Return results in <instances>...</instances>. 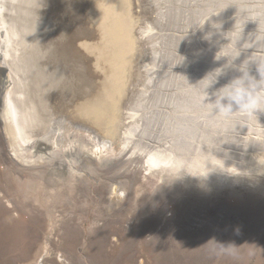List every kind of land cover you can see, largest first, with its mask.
<instances>
[{"label":"rangeland","instance_id":"obj_1","mask_svg":"<svg viewBox=\"0 0 264 264\" xmlns=\"http://www.w3.org/2000/svg\"><path fill=\"white\" fill-rule=\"evenodd\" d=\"M39 23L49 46L70 43L88 97L54 149L38 111L24 127L4 114L0 60V264H264V110L206 104L244 62L264 73V0H39Z\"/></svg>","mask_w":264,"mask_h":264},{"label":"bare ground","instance_id":"obj_2","mask_svg":"<svg viewBox=\"0 0 264 264\" xmlns=\"http://www.w3.org/2000/svg\"><path fill=\"white\" fill-rule=\"evenodd\" d=\"M186 6H187V4H186ZM41 10H43V9H41ZM44 16H46V15L44 14ZM44 18H46V17H44ZM159 18H161V17H159ZM43 28H45V27H43L39 23V0H0V60L2 62V66H3L4 71L9 72L8 82L10 83V85H11V83L13 84V86L11 85V89H9L5 93V97H4V111H5V113L4 114L8 117V120H10L12 122L13 126H15L16 122H18L24 127L27 125L30 126V124H31L32 117H33V115H32L33 113L31 114V111H34V110L38 111L39 112V126H40V124H44V126H49V125L51 126V127L49 126L50 129H49V127L46 128V129H48V132L45 134L42 141L46 142L47 144H49L51 142L52 148L55 149V148H58V145L61 144V142L65 139L64 137H66L65 122H68L71 124L74 120V117L73 116L71 117L69 112H68L69 107L72 106V109H74V112H75V109H76L75 107L77 104H79L80 102L87 103L86 100H87L88 95H86V94H83L82 96L80 95V93H82L80 91H81V89L82 90L84 89L83 87L85 86V84L83 82L80 83V82L75 81L76 78L74 76V74H75L74 71H76V69H75V65H74V58H73L74 55H73V52H71L70 54L68 53V49L70 47V43L68 44V40L66 39L67 42H66L65 46L60 45V44L53 46L54 43L52 44V46H49L47 44V39L50 38V34L49 33L47 34V32H46V34L44 35L43 34ZM161 29H162V27H161ZM49 32H50V30H49ZM158 39H156L157 42L159 41ZM165 48H168V47H165ZM157 51H158V49H157ZM166 55H168V54H166ZM174 55H176V54H174ZM171 57H173V56H171ZM179 58L181 59V57H179ZM170 67H172V66H170ZM130 68H131V66H130ZM167 68H169V67H167ZM180 69H182V68H180ZM168 70L169 69H167V71ZM176 70H177V68H176ZM176 70L173 69V71H176ZM183 70H184V68H183ZM12 77H16L20 81L18 86H15L16 85L15 82H11ZM128 81H130V80H128ZM124 87H125V85H124ZM21 89L23 90L21 95L20 96H14L15 91H16V93L19 92V90L21 92ZM174 89H175V87H174ZM77 91L79 94L77 93ZM161 91H163V90H161ZM3 93H2V95H3ZM144 93H146V92H144ZM37 95L39 97V106H38V104H36V105L34 104L35 102H37V100L35 98ZM52 95H54L55 98H53ZM40 100L45 101L43 103H45L46 105H41ZM78 100L80 101L79 103H78ZM121 100H123V98ZM143 104H145V103H143ZM79 110H81V109H79ZM20 111L22 114V118L20 116ZM28 111H30V112H28ZM42 111L48 112L49 114L47 115L45 113H42ZM23 113H24V115H23ZM25 113H27V114H25ZM118 113H116V114H118ZM61 114L63 115L62 118H61ZM34 116H35V114H34ZM41 116H45L46 119H45V117L41 118ZM118 116H119V114H118ZM28 117H29V120H28ZM55 118H57V119L61 118L64 121L58 120L56 123H53L51 125V122H52L51 120H53V119L56 120ZM5 120H7V119H5ZM44 120H45V122L43 123L42 121H44ZM4 125L6 127L8 126L7 124H4ZM10 126H12V125H10ZM7 129H8L7 132H9L10 134L15 133L13 131L11 132V130H13L11 127H7ZM11 137H13V136H11ZM14 139L16 141V138H14ZM97 147H98L97 150L99 151V150L103 149L105 146L99 142ZM33 149H32V151H33ZM19 150H21V149H19ZM15 151H16V149H15ZM32 151H30V152H32ZM18 152H15V153H17V155H18ZM24 153H23V155H24ZM26 153H28V152H26ZM52 153H54V151H52ZM48 154H49V152H48ZM37 155H39V154H37ZM50 155H51V153H50ZM85 156H87V155H85ZM161 156H163V155H161ZM45 157H47V156H45ZM21 159L23 160V156ZM24 161H26V160H24ZM42 161H44L42 158L39 159V163H41ZM164 162L165 161H163L162 157L161 158L157 157V156L155 157V155L150 156L146 161V163L148 164V171L151 173V171H152L151 168L161 166L162 163H164ZM56 178H57V176H56ZM57 180H60V178H58ZM64 184H65V182H64ZM46 255L48 256V254H46Z\"/></svg>","mask_w":264,"mask_h":264},{"label":"clouds","instance_id":"obj_3","mask_svg":"<svg viewBox=\"0 0 264 264\" xmlns=\"http://www.w3.org/2000/svg\"><path fill=\"white\" fill-rule=\"evenodd\" d=\"M225 38L229 42L221 46L220 50L216 53L215 59L220 60L222 57L228 58L227 65H225L227 67L240 54H237L231 63H229L230 53L234 47H237L238 41L230 36H225ZM256 61L258 62L259 79H256L249 73L248 64L245 65L244 62L239 67L240 75L234 77L227 84L212 93L215 96L214 102L206 104L210 106L212 112L215 110L214 113L217 116L230 119L237 114L246 115L255 113L256 110H264V73L259 68L260 59L258 58ZM221 75H223V68H217L199 81L203 86L204 103L209 98V92L207 90L213 88L218 83Z\"/></svg>","mask_w":264,"mask_h":264}]
</instances>
